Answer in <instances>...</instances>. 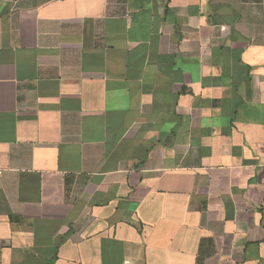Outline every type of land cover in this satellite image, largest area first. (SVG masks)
Instances as JSON below:
<instances>
[{"label":"crops","instance_id":"obj_1","mask_svg":"<svg viewBox=\"0 0 264 264\" xmlns=\"http://www.w3.org/2000/svg\"><path fill=\"white\" fill-rule=\"evenodd\" d=\"M0 264H264V0H0Z\"/></svg>","mask_w":264,"mask_h":264}]
</instances>
